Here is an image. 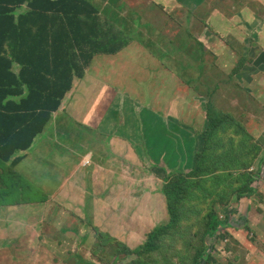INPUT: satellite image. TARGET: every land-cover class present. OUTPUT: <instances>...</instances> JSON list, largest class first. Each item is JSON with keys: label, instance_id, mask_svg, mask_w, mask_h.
<instances>
[{"label": "crops", "instance_id": "crops-1", "mask_svg": "<svg viewBox=\"0 0 264 264\" xmlns=\"http://www.w3.org/2000/svg\"><path fill=\"white\" fill-rule=\"evenodd\" d=\"M117 1L120 2L118 10H122L123 5L127 6V18H122L133 21V31L147 36L143 48L147 51L148 62L153 58L158 64L156 70L160 81L157 88L152 90L150 86H143L146 96L141 101L135 100L132 90L135 80L131 68L132 55L124 46L116 55L96 57L90 66L94 70L85 73L83 78H74L72 89L65 96L59 110L53 114L51 122L54 119L58 121L61 114H69L75 119L80 115L81 123L90 129H100L113 135L116 138L112 143L113 151L120 157L126 156L114 162V165H104V148H96L94 145L87 147L85 152L70 148V155L64 156L54 145L57 133L44 131L36 138L30 150L18 154L21 160L13 166L9 177L0 173V179L9 178L14 184L13 188L26 195V200L21 204L0 206V213H4L13 224H19L17 221L28 213L37 218L39 210L53 211L68 190L80 193L76 198L88 193L114 194L113 176L134 161L131 154L139 160L148 155L142 149L141 138L136 133L141 128L153 157L158 159L167 156L171 167L177 168L180 154L189 155L197 151L201 143L205 144L202 137H206L209 132L211 138L222 147L221 155L226 148L236 145L233 155L238 162L243 161L241 140L238 139L235 127L238 122L248 118L247 107L259 108L260 103L264 105V97L252 95L254 90L258 93L256 86L264 87V0H177L184 5L173 12V17L168 14V6L161 3L158 5L162 8H152L160 13L151 15L146 0H114V3ZM118 10L115 3L114 13L119 14ZM182 17L187 18V23H183ZM254 23L256 25L252 27ZM221 26L223 28L219 29ZM242 32L246 33L242 41L234 40ZM113 33L122 34L115 25ZM250 33L252 35L247 36ZM129 38L126 36V39ZM135 42L130 38L129 45L134 46ZM179 43H182L184 49H191V54L180 57ZM250 43L256 46L254 54L249 51ZM199 51L203 53L198 55ZM142 56L145 58V54L142 53ZM104 68L105 73H101ZM144 76L137 79L143 80ZM162 80L168 83L162 85ZM135 107L139 109L137 115L133 112ZM122 110L126 111L128 117L124 115L118 121L111 117L119 111L123 113ZM158 111L161 116L156 115ZM252 118L259 121L262 127V133L255 136L264 146V111ZM143 120L152 124L142 125ZM114 124L119 126L114 127ZM130 129L135 133L131 134ZM119 130H125L124 137L118 136ZM170 147L179 148L173 152ZM263 166L264 152L250 167L256 172L263 171L264 176ZM42 171H47L45 180L39 178ZM140 180L141 185L145 184V179L140 177ZM2 187L6 188V183L0 182ZM52 187L56 191H52ZM38 194L41 197L34 198ZM149 194L141 192L124 208L128 217L129 214L133 217V225L131 219H127L131 222L128 233L132 240L129 246L141 243L144 235L149 232L145 228L142 233V227L136 222L140 218L157 216L160 223L168 221L167 205L162 196V204L158 205L148 200ZM103 199L109 202L112 198ZM119 204L120 201L116 200V206ZM257 211L254 209L247 212L240 219V222L245 220L243 225L238 221L230 229L233 238L241 244H235L233 238L228 239L227 244L236 250L233 253V264L263 263L264 252L261 256L256 255L255 245L250 240L251 232L247 228V225H252L250 219ZM257 219L262 224L259 240L264 242V211L261 218L256 216ZM243 251V254H239Z\"/></svg>", "mask_w": 264, "mask_h": 264}, {"label": "rangeland", "instance_id": "rangeland-1", "mask_svg": "<svg viewBox=\"0 0 264 264\" xmlns=\"http://www.w3.org/2000/svg\"><path fill=\"white\" fill-rule=\"evenodd\" d=\"M146 1L149 6L148 13L151 15L160 13L158 10L152 9L159 3L168 6V14L171 17H173L175 10L184 5V3L177 0ZM115 3L118 10L120 2ZM115 3L114 0H96L94 4L95 7H99L103 11L102 14H98L101 21L109 17L112 25H115L122 33L117 40L121 46L127 47L132 55L131 68L135 73L132 90L135 100H140L146 96V89H143V86H150L152 90L157 88L160 81L159 73L156 70L158 64L153 58H151V62L147 60L148 56L146 55L148 54L143 48V45L147 43V36L138 31H133L132 25L134 23L132 20L122 18H127V6L123 5L122 10H118L119 15L114 13ZM25 11H27V8H21L17 10V13ZM68 13L71 16H81L87 12L80 4L73 3L69 7ZM182 21L187 23V18L182 17ZM255 25V23L252 24V27H255ZM222 28V26L219 27V29ZM250 35L252 33L247 36ZM126 36L136 41L134 46L129 45L130 38L126 39ZM244 36H246V33L242 32L241 36L234 38V40L237 39L241 42ZM249 51L255 53L256 46L253 43L249 44ZM142 53L145 54V58ZM202 53V51H199L198 55ZM184 54H191V49H184L182 43H179L178 55L183 57ZM92 58L87 67L94 62L93 60H96L95 55ZM91 70H94V67L86 68L84 73H89ZM105 71L106 68L102 69L101 73H105ZM142 76H144L143 80L137 79ZM161 83L163 85L168 82L162 80ZM254 85L256 84L254 83ZM256 88L258 93H255L254 90L252 95L257 94L264 97V87L256 86ZM246 109L248 118L245 121L238 122L235 131L238 139L241 140V150L244 153L242 156L243 161L249 158L252 163H255L264 152V146L259 143V138L255 136V134L262 133V127H260L259 121L253 119L252 116L264 111V105L260 103L259 108L247 107ZM122 111L123 113L119 111L111 117L116 121L123 119L124 115L128 117L126 111ZM133 112L137 115L139 109L135 107ZM155 113L158 116L162 115L160 111ZM79 118L80 115L75 119L69 114H61L58 121L54 119L53 122H50L45 133L51 130L57 133L54 137V140L57 139L54 145L64 156L70 155V148L85 152V149L92 145L96 148L103 146L106 153L103 164L114 165V160L117 158L114 155L112 143L116 138L100 129H90L87 125L81 123ZM149 124H152V122L142 121V125ZM118 126V124H114V127ZM129 132L131 134L135 133L132 129ZM125 133V130H119L118 136L124 137ZM136 133L141 138L142 149L148 153L147 158L142 157L140 158L142 160H139L137 156L131 154L134 161L125 165L120 170V175L117 178L114 179L113 176L114 194L88 193L76 198L80 193L68 190L64 193L61 203L55 206L53 211L39 210L38 218L33 216L29 218V215L24 216L17 221L19 224L6 222L4 216L0 215V264H194L195 260L199 258L200 250L206 246H208V251L203 252L198 264H204L208 256L211 259L209 264H233V253H236V250L231 244H227L228 239H232L234 236L230 229L236 222H240L241 217H245L247 212L254 211V209L258 211L252 215L250 219L252 225L250 227L247 225V228L251 232L250 240L255 245L256 255H262L264 242L259 240L262 224L259 223L258 219L256 220V216L261 218L264 211L263 171L256 172L255 169L249 168L248 171L254 175L251 176L250 182L245 179L246 177L230 178L227 175L212 180V175L224 173L222 169L226 166V161L223 159V155L220 154V148L222 147L211 138L212 135L209 132L206 134L205 139L206 149L208 150L205 154L207 157L204 155L205 158L199 161L200 168L198 171L200 175L196 171L192 176V169L194 168H187L186 162L181 165V159L177 160L176 163L179 168H176V166L171 167L169 165L171 161L165 155L158 159L153 157L148 149L142 128L138 129ZM120 137L117 138L122 140L123 138ZM178 148L170 147L169 149L177 152ZM203 148V143H201V146L196 150H202ZM197 154L201 156L200 153ZM16 157L18 158V155ZM235 166H241V162L237 160ZM160 170H163L161 173L163 176L156 174ZM233 173L236 176L247 173L246 167H239ZM188 175L190 177L183 184L185 199L177 205V228L172 229L167 235L163 236L161 241H152V245H149L148 242H145L149 235L161 226V223L157 216L140 218L136 222L142 227V233L145 228L149 232L144 235V243L136 242L129 249L132 252L135 247H143L144 244L145 247H143L141 254H133L132 252L130 256L127 255L125 245L132 240L131 234L128 233L130 232L129 225L131 222L127 219L130 218L133 225V217L131 214L128 217L124 208L129 205V202L136 199L134 194L138 196L141 192H150L149 201H155L158 205H161L160 198L162 196V199L167 203L163 189L170 183H177L182 176ZM56 177L58 179V176ZM140 177L146 180L145 184L141 185L142 180H140ZM39 178L45 180L47 171L40 172ZM76 179L78 180L77 176ZM246 185H249L253 191H247ZM52 191H56V188L52 187ZM40 197L39 194L34 196L36 199ZM104 197L112 199L105 202ZM81 198L83 201H81ZM116 200L120 201L117 206ZM4 202L0 194V204ZM153 213L156 215L157 211ZM47 215L50 216L47 218ZM211 215H216L221 228L220 234L216 238L213 237L214 239L205 235ZM244 221H241L240 224L243 225ZM180 226L182 229L179 232ZM121 239L125 240L127 244H119L123 242ZM233 239L235 244L241 246L236 238ZM243 253L244 251L239 254ZM262 264H264V258Z\"/></svg>", "mask_w": 264, "mask_h": 264}, {"label": "trees", "instance_id": "trees-1", "mask_svg": "<svg viewBox=\"0 0 264 264\" xmlns=\"http://www.w3.org/2000/svg\"><path fill=\"white\" fill-rule=\"evenodd\" d=\"M73 3L80 4L87 13L71 16L68 12ZM21 8H27V11L17 13ZM98 14V9L89 0H0V168L8 163L15 166L21 160L15 158L16 155L32 148L72 89L74 78L84 77L92 57L100 51L119 49L114 46L119 43L120 36L113 33L110 18L101 21ZM211 117L214 118L213 114ZM49 132L52 134L53 130ZM203 146L194 156L184 157L186 167L194 168L192 176L196 171L200 175L199 161L207 157L206 144ZM233 150L234 145L226 148L222 154L226 161L222 169L224 173L212 175V180L227 175L230 178L246 177L251 181L254 175L248 169L252 160L246 158L241 161V166L236 167ZM239 167H246L247 173L234 175ZM162 172L156 174L163 176ZM189 177L182 176L177 183H170L163 189L170 220L156 228L145 243L152 245V241H161L163 236L177 228V205L185 199L183 184ZM246 190L253 191L249 185ZM20 195L23 194L11 190L1 196L17 198ZM181 229L180 226L179 232ZM220 231L219 220L216 215H211L205 235L214 239ZM119 244L125 245L123 242ZM125 246V252L130 256L132 252L141 254L145 244L132 252ZM204 251H208V246L200 250L199 258ZM199 258L194 264H198ZM210 262L208 256L204 264Z\"/></svg>", "mask_w": 264, "mask_h": 264}, {"label": "clouds", "instance_id": "clouds-1", "mask_svg": "<svg viewBox=\"0 0 264 264\" xmlns=\"http://www.w3.org/2000/svg\"><path fill=\"white\" fill-rule=\"evenodd\" d=\"M90 1V3L92 4V5H94L95 6V2L93 1V0H89ZM97 9H98V11H99V14H100V8L99 7H96ZM107 18H109V17H107ZM107 18H104V19H107ZM111 23V22H110ZM111 25H112V23H111ZM113 26V29H114V25H112ZM120 36V35H119ZM173 44L174 45H176L177 44V42H173ZM115 48H119V49H117V51H115V52H103V51H100V52H98V53H96L95 54V56L96 57H99V58H103V57H107V56H113V55H116V54H118L119 52H121L122 50H123V47L124 46H121L119 43H117L115 46H114ZM155 54L156 55H158V51H156L155 50ZM93 59V58H92ZM94 61V60H93ZM94 63V62H93ZM92 63V64H93ZM91 64V65H92ZM90 65V66H91ZM89 66V67H90ZM89 67H87V68H89ZM84 75H85V73H84ZM78 78V77H77ZM68 94V93H67ZM66 94V95H67ZM59 110V109H58ZM57 112V111H56ZM198 151V150H197ZM195 152L196 151H192V152H190V155H192V156H194L195 155ZM114 155H115V157L117 158L116 160H114V162H117V161H119V160H121V159H123L126 155H124V156H122V157H120V156H118L117 154H116V152H114ZM187 153H184L183 155L182 154H180V159H181V165L184 163L183 162V160H184V157L185 158H187ZM15 158H17V157H15ZM20 160H18V162H19ZM17 162V163H18ZM16 163V164H17ZM12 168H13V166H11V164L10 163H8V165L7 166H3V167H1L0 168V173H1V175L2 176H4V177H9L11 174H12ZM177 168H179V166H177ZM2 171V172H1ZM120 175V172H118V173H116V174H114V179L115 178H117L118 176ZM130 176H132L131 174H130ZM0 182H2V183H6V185H7V187L5 188V187H2V188H0V194L1 195H4V194H6V193H9L11 190L14 192V193H16L17 192V189L16 188H13V186H14V184L9 180V178L8 179H6V178H1L0 179ZM16 185V184H15ZM134 195H136V197H137V194H134ZM35 196V195H34ZM3 197V199H4V203H1L0 204V206H10V205H18V204H21L22 202H24V200H26V195H20L19 197H21V199H17V198H12V197H8V198H4V196H2ZM166 198V197H165ZM132 202V201H131ZM131 202H129V203H131ZM166 205H167V203H166ZM167 208V215H168V221H166L165 223H161L160 225H163V224H167L168 222H169V220H170V217H169V214H168V207H166ZM0 215L1 216H4V218H5V220H6V222H10V221H8L7 220V216L4 214V213H0ZM29 215V218L31 217V214L30 213H28V214H26V215H24V216H28ZM23 216V217H24ZM50 215H47V218L49 217ZM52 216V215H51ZM22 217V218H23ZM37 218H38V211H37ZM224 228V227H223ZM116 238V237H115ZM117 239V238H116ZM118 240V239H117ZM119 241V240H118ZM123 243H125V242H123ZM141 243H144V241L142 240L141 241ZM125 244H127V243H125ZM135 244V243H134ZM127 246L129 247V248H131V247H133V246H129V244H127ZM141 247V246H140ZM137 247H135V248H133L132 250H135ZM93 264V263H92Z\"/></svg>", "mask_w": 264, "mask_h": 264}]
</instances>
